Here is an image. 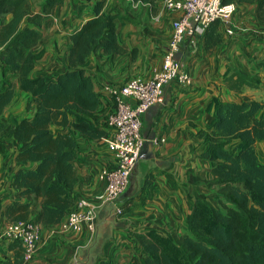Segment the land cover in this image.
I'll return each instance as SVG.
<instances>
[{"label":"trees","instance_id":"1","mask_svg":"<svg viewBox=\"0 0 264 264\" xmlns=\"http://www.w3.org/2000/svg\"><path fill=\"white\" fill-rule=\"evenodd\" d=\"M62 1L44 0L39 11H33L31 0H0V153L16 145L14 160L28 164L10 179L14 198L2 215L42 227L58 224L74 207L78 138L107 135L106 120L114 110L86 72L89 57L98 51L118 52L122 46L116 32L118 15L105 10L106 0H77L78 11L87 8L92 16L69 34L66 67L54 74L36 73L46 53L40 45L48 26L45 18ZM235 1L255 4L264 24V0H222ZM220 24L216 19L206 28V47L221 42ZM5 73L17 75L20 90L29 94L30 115L4 118L15 97ZM233 73L230 88L258 85V76ZM207 110L212 119L196 135L205 143L202 157L211 162L216 197L193 200L190 230L182 235L168 236L155 228L133 233L141 253L125 264H264V166L255 150L256 141L264 139V98L244 96L241 102H231L215 96ZM127 208L122 206V213ZM10 243L20 249L19 241ZM21 261L20 256L14 264ZM96 264L117 263L102 259Z\"/></svg>","mask_w":264,"mask_h":264},{"label":"crops","instance_id":"2","mask_svg":"<svg viewBox=\"0 0 264 264\" xmlns=\"http://www.w3.org/2000/svg\"><path fill=\"white\" fill-rule=\"evenodd\" d=\"M44 0H31L33 11H39ZM235 12L221 21V42L206 47L204 36L191 42L186 38L176 54L182 68L191 76L192 84L186 87L170 82L164 85L162 99L150 106L142 115L141 133L145 139L129 183L118 199L119 205L128 206L118 215L108 203L99 204L96 194L105 182L99 179L100 171L110 167L114 154L108 149L104 137L95 140L78 138L75 166L78 182L73 191L74 202L85 198L97 205L94 228L79 232L60 231L58 224L42 227L34 257L23 259V251L0 238V260L20 264H70L82 253L93 256V264L102 259L125 264L141 249L133 233L155 228L168 236H179L190 230L193 200L216 197L210 183L211 162L202 157L204 141L196 133L206 128L212 119L207 110L213 97L231 102H241L244 96L264 98V24L256 15V5L235 1ZM105 10L117 13L116 32L121 50L111 54L100 51L89 57L86 72L92 77L96 90L102 84L120 85L134 76L148 77L160 68L163 53L171 37L172 22L180 13L166 8L162 0L133 2L131 0H106ZM92 16L89 9L78 11L77 0H63L45 18L48 22L46 38L40 45L46 53L37 63L36 73L50 74L41 69L42 62L52 61L55 72L67 65L69 34ZM1 70V66H0ZM234 71L248 76H258V85L235 84ZM11 81L15 97L7 108L26 111L29 94L20 90L18 76L5 73ZM106 101H110L108 95ZM15 114V111L10 113ZM164 138L154 144L153 139ZM260 164L264 166V139L255 143ZM16 145L0 153V231L6 218L4 207L14 198L9 181L20 167L14 160ZM145 181L148 182L147 186ZM19 252V253H18Z\"/></svg>","mask_w":264,"mask_h":264},{"label":"built area","instance_id":"3","mask_svg":"<svg viewBox=\"0 0 264 264\" xmlns=\"http://www.w3.org/2000/svg\"><path fill=\"white\" fill-rule=\"evenodd\" d=\"M162 3L168 9L179 11L180 15L172 22L171 37L160 68L148 77L134 76L120 85L104 83L101 86L104 97L108 95L114 105L106 120L111 133L104 137L108 149L114 154V161L98 175L105 185L96 194V199L99 204L111 203L118 215L122 214V207L117 205V200L128 186L145 143L141 133L143 113L161 101L165 84L173 81L183 87L192 84L191 76L176 59L181 44L186 38L195 42L204 35L211 22L228 20L235 12L234 3L225 4L222 0H162ZM152 141L159 144L165 139L154 138ZM96 207L85 198L79 199L59 223L60 231L92 230ZM40 236L38 223L31 220L7 221L0 231V238L20 242L24 260L34 257Z\"/></svg>","mask_w":264,"mask_h":264},{"label":"rangeland","instance_id":"4","mask_svg":"<svg viewBox=\"0 0 264 264\" xmlns=\"http://www.w3.org/2000/svg\"><path fill=\"white\" fill-rule=\"evenodd\" d=\"M45 38H46V30L44 31V35H43V37H42L41 40L43 41ZM40 44H41V43H40ZM51 63H52V61H49V60L43 61V62H42L41 69H42V68H43V69H46V71H48L50 74H54V72H55V70H56V68L53 67L54 65H50V66H48V65L51 64ZM43 69H42V70H43ZM15 108H16V106H14V107L11 106L9 113H8L7 115H4V118L8 117L9 114L12 113V112H14V111H15V114H17L18 116H22V115L24 114L25 109L20 111V110H16Z\"/></svg>","mask_w":264,"mask_h":264},{"label":"water","instance_id":"5","mask_svg":"<svg viewBox=\"0 0 264 264\" xmlns=\"http://www.w3.org/2000/svg\"><path fill=\"white\" fill-rule=\"evenodd\" d=\"M108 204H110L113 207V211L115 212V207L111 203H108ZM117 205L120 206L118 203V200H117ZM70 264H93V256L84 252L81 254L80 257L71 261Z\"/></svg>","mask_w":264,"mask_h":264}]
</instances>
